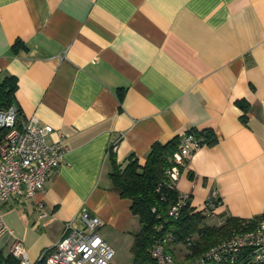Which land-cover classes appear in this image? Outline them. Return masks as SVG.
I'll list each match as a JSON object with an SVG mask.
<instances>
[{
	"label": "crops",
	"instance_id": "obj_1",
	"mask_svg": "<svg viewBox=\"0 0 264 264\" xmlns=\"http://www.w3.org/2000/svg\"><path fill=\"white\" fill-rule=\"evenodd\" d=\"M7 75L21 115L50 125L47 141L66 150L34 196L2 204L1 250L18 240L36 260L85 205L115 253L119 234L133 241L140 223L111 187L109 145L119 163L131 154L144 163L154 141L191 129L216 137L175 181L193 210L213 224L264 214V0H0Z\"/></svg>",
	"mask_w": 264,
	"mask_h": 264
},
{
	"label": "built area",
	"instance_id": "obj_2",
	"mask_svg": "<svg viewBox=\"0 0 264 264\" xmlns=\"http://www.w3.org/2000/svg\"><path fill=\"white\" fill-rule=\"evenodd\" d=\"M50 132V125H40L33 116H22L14 104L0 108V238L10 231L2 219V204L11 197L21 202L34 196L62 161L66 145L61 140L47 141ZM179 136L181 141L174 159L183 163L200 143L193 133L185 131ZM179 172L177 164L167 169L170 187L175 186ZM187 198L181 194L168 214L176 217ZM37 206V218L42 219L46 212L41 203ZM205 206L212 213L210 198L205 200ZM101 223L96 214L82 205L72 219L65 221L61 237L43 249L36 260L29 258L18 240L10 244L9 252L17 264H108L114 250L98 233ZM167 242L174 243L175 237L162 233L150 247L149 254L155 264H264V217L243 219L229 234L189 259H177L165 249ZM193 243V236L185 238L188 252Z\"/></svg>",
	"mask_w": 264,
	"mask_h": 264
},
{
	"label": "trees",
	"instance_id": "obj_3",
	"mask_svg": "<svg viewBox=\"0 0 264 264\" xmlns=\"http://www.w3.org/2000/svg\"><path fill=\"white\" fill-rule=\"evenodd\" d=\"M23 45L17 39L13 48L16 49ZM15 90L16 78L14 76H0V108L14 104L20 113L16 105ZM122 96L123 91H119V100ZM237 105L243 109L247 108V103L243 100H237ZM186 132L193 133L200 144H213L216 141L214 132L210 128L191 129ZM180 141L179 135L166 142L154 141L145 155L144 163H140L138 157L132 154L124 164L119 163L113 148L115 144L109 145L107 161L110 167L108 177L111 187L121 197L130 200V211L137 216L140 223L139 229L133 234L130 246L133 255L132 264H155L149 254V249L155 238L162 233L173 235L174 243H180L184 248L182 259H189L229 234L232 228L244 219L225 216L220 224H208L205 222V214L201 211H194L188 198L187 203L176 217L168 214L170 207L181 195L175 186H169L166 175L167 169L175 164L179 170L183 167V163H178L174 159V153L179 149ZM259 217H264V214L257 218ZM157 226L160 228L158 229ZM187 236L194 237V243L190 246L189 252L184 245ZM169 244L171 242L165 244V249L175 256ZM0 264H17V259L9 251L4 252L0 249Z\"/></svg>",
	"mask_w": 264,
	"mask_h": 264
},
{
	"label": "rangeland",
	"instance_id": "obj_4",
	"mask_svg": "<svg viewBox=\"0 0 264 264\" xmlns=\"http://www.w3.org/2000/svg\"><path fill=\"white\" fill-rule=\"evenodd\" d=\"M208 224H213L214 221H206ZM118 247L115 249V253L113 258L108 264H132L133 262V255L130 250L131 241H132V234L129 232H125L123 234H119L117 237ZM178 247L181 249L183 246L180 243H177ZM4 252H8L9 248H4ZM175 256L180 257L178 253L175 251Z\"/></svg>",
	"mask_w": 264,
	"mask_h": 264
},
{
	"label": "water",
	"instance_id": "obj_5",
	"mask_svg": "<svg viewBox=\"0 0 264 264\" xmlns=\"http://www.w3.org/2000/svg\"><path fill=\"white\" fill-rule=\"evenodd\" d=\"M213 264H224V263H213Z\"/></svg>",
	"mask_w": 264,
	"mask_h": 264
}]
</instances>
